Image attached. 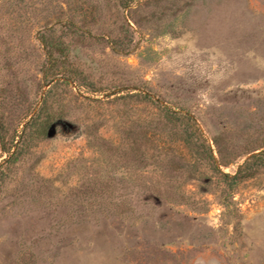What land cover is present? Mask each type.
<instances>
[{"label":"rangeland","instance_id":"374dc122","mask_svg":"<svg viewBox=\"0 0 264 264\" xmlns=\"http://www.w3.org/2000/svg\"><path fill=\"white\" fill-rule=\"evenodd\" d=\"M43 37L97 92L61 89L18 198L0 194V264H264V173L226 209L207 162L129 96L188 111L234 174L264 146V0H0L11 130L48 88Z\"/></svg>","mask_w":264,"mask_h":264},{"label":"trees","instance_id":"16d2710c","mask_svg":"<svg viewBox=\"0 0 264 264\" xmlns=\"http://www.w3.org/2000/svg\"><path fill=\"white\" fill-rule=\"evenodd\" d=\"M42 42L48 56L43 70V81L48 88L40 104L23 112L19 125L13 130L7 123L4 111L1 109L0 112V147L5 156L0 161V194L5 193L15 198H18V166L31 154L35 145L49 138L51 129L64 117L62 109L58 108L63 100L60 92L63 89L69 90L73 84L80 92H97L96 86L70 61L67 46L63 42L48 41L44 37ZM131 95L139 98L140 102L153 106L165 124L177 129L180 141L194 152L195 157L207 162L218 176L221 202L226 209H230L236 191L245 181L264 173V146L251 151L234 174L225 173L221 166L236 163L237 158L226 159L219 150L218 159L192 114L185 109L176 110L164 106L149 92L129 94ZM0 98H5L2 92Z\"/></svg>","mask_w":264,"mask_h":264}]
</instances>
